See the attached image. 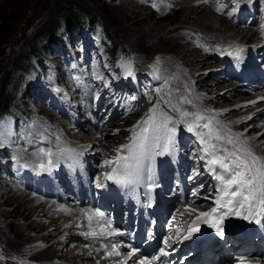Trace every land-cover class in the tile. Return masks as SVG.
<instances>
[{"label": "rangeland", "instance_id": "obj_1", "mask_svg": "<svg viewBox=\"0 0 264 264\" xmlns=\"http://www.w3.org/2000/svg\"><path fill=\"white\" fill-rule=\"evenodd\" d=\"M198 1L204 5L203 14L201 13L204 15L203 19L185 12L187 6ZM245 1L247 2L242 5L240 0H208L207 3L204 0H0V76L6 68L10 69L16 57L19 60L20 57L23 58L25 67L16 71L14 83L9 87L13 100L12 110L0 115V264H44L37 261L40 259L29 260L28 256L55 243L48 250V255L55 257L65 247L63 238L74 241L73 245L68 246L72 249L76 245L80 247L84 242H87L88 247L99 241H102L100 245L108 243L104 238H97L96 242L90 243V237L81 236L85 232L79 231L88 226L83 229L77 226L81 221L86 222L82 210L92 209L90 196L94 197L96 181L99 183L102 180L105 189L110 187L111 183L105 179L104 173L110 172L113 165H105L104 162L116 160L117 150L122 156H127L121 146L126 140L131 143L133 132L129 136L128 130L132 125H139L146 120L149 114L154 115L157 123L163 124L167 119L168 127H176L175 141L179 135L184 137L188 133V126L182 121L187 116L182 118L183 111L170 109L169 105L170 108L164 107L165 99L160 98V89L167 88V85H164L162 78L154 75L161 76L166 56H172L174 61L179 60L183 65L181 68L190 70L191 66L186 64L189 55L181 53L183 49L171 50V43L164 42L171 39L173 43V40L185 37L188 39L180 41L179 45H185L184 48L187 47L196 56L192 62L200 66V69L193 72V75H200L204 80L203 85L198 87L199 92L195 93L216 97L228 92L233 82H245V78L230 73L232 70L241 71L243 67L233 68L232 64L240 60L244 66H250L252 59L258 58L255 52L257 49H261L264 56V4L261 6L259 3L257 8H260L256 12L253 3ZM219 4L223 5L225 11L214 13L213 7ZM70 12L72 13L69 14ZM66 15H75L74 22L67 24ZM56 17L60 25L49 35L44 34L48 36L47 42L42 36H36L39 28L46 27L48 21ZM83 19L88 24H82L85 22ZM90 21L99 23L91 26ZM222 22H225V26H230V29L220 25ZM79 24L82 26L79 27ZM206 24L233 37L235 45L224 42L216 48L204 44L202 47L194 39L196 34L190 28L197 30ZM163 27L165 30L159 31ZM236 28L240 29L238 34L234 31ZM175 30L178 31L174 33ZM251 32L255 36H249ZM148 50H151L150 53ZM202 53H207L209 62L202 63L206 60L199 55ZM144 55L149 57L145 58ZM216 56L222 62L215 59ZM256 61L264 73V58ZM154 65L157 69H154ZM226 65H230L229 70L225 68ZM251 78L255 79L257 75ZM177 80L178 78H173L174 82ZM186 82L190 84L189 79ZM262 88L264 89H259ZM174 91L178 93V90ZM263 93L264 90L259 91L255 97L248 96L251 97L249 100L241 99L236 104L253 103L261 99ZM227 107L229 106L226 104L216 108L212 105L209 109L216 113L220 108ZM254 112V106H250L246 115L252 117ZM208 116L212 117L211 114ZM193 118H196L194 121L198 120L195 116ZM203 118L205 117L200 116L199 120ZM255 121L252 119L244 122L245 124L240 122V133H253ZM213 122L216 123L215 120ZM204 124L203 121L200 122L201 126ZM259 129H262L260 133L264 132V125L259 126ZM198 131L207 133L205 129ZM117 136L121 139H116ZM198 138L195 135L196 142L200 144ZM213 143L221 149L227 147L217 141ZM196 147V150L200 149L203 153L202 145ZM49 150L52 152L51 166L47 165L49 157L44 155ZM194 154L193 149H184L180 159L183 164L184 160L189 162L184 169L188 178L195 174L193 164H203L202 178L190 181L189 192L195 191L197 195L192 197L193 202L190 198L187 207L183 204L185 211L181 218L193 221L195 216L198 219L200 213H209L217 207L215 195L211 191L219 187L215 174H224L218 168L215 174L210 172L206 160L200 159L203 155L199 153L195 157ZM42 162L45 163L44 169L40 168ZM208 182L213 186L208 185ZM76 186L88 192L85 194L86 202L80 200ZM195 197H208L205 201H209L201 206L209 209L204 211L200 207L202 201L197 202ZM174 200H178L177 195L170 203ZM181 204L178 201L176 206ZM219 209L225 213L226 209ZM246 211L239 210L242 214ZM77 212L81 215L80 220L76 219L77 215L73 216ZM5 221L12 223L13 227L9 228ZM94 225L96 228L92 231L97 229V224ZM15 227L27 230L28 237L39 242L28 245L26 235H14ZM42 237L44 240L40 242ZM106 240L110 239L107 237ZM117 242L115 244L110 241L108 245L115 244L118 249ZM108 248L91 258L86 256L92 249L85 250L83 254L68 249L64 255L73 253L77 260L82 258L87 259L89 264H99L101 259L93 261ZM119 248L121 254L126 253L122 256L124 262L128 249H124L122 245ZM110 251L112 249L108 252ZM247 253L244 255L235 250L231 255L237 260L254 258ZM65 256L61 254L52 264L76 263L74 260H66ZM117 257L120 258L116 256V259ZM116 259H112L113 264ZM135 260L134 258L131 260L133 262L128 263L134 264ZM119 263L121 264L118 261L117 264Z\"/></svg>", "mask_w": 264, "mask_h": 264}, {"label": "bare ground", "instance_id": "obj_2", "mask_svg": "<svg viewBox=\"0 0 264 264\" xmlns=\"http://www.w3.org/2000/svg\"><path fill=\"white\" fill-rule=\"evenodd\" d=\"M240 1H241L240 4H242V5L244 4L243 2H247L245 0L244 1L243 0H240ZM249 1H251V3H253V5H254L253 8H255V11L256 12L260 8V7L257 8V6H259V3H261V6H262V4H264V0L263 1H260V0H257V1L256 0H249ZM221 3L223 4V2H221ZM216 8L217 7L215 5V7H213V9H214L213 12L214 13L217 12L216 11ZM263 9H264V6H263ZM203 11H204V5L201 3V1H198V2H196L194 4H192L191 6H187V8L185 9V12L187 13V15H192V16L193 15H196V17H199L200 16L202 19L204 18V15H201V13ZM224 11H225V9L223 8V11L222 12H224ZM216 16L217 15H214V17H216ZM227 19L228 18H226V20ZM263 19H264V10H263ZM220 25L225 26V22L220 23ZM225 27L227 29H230V26L229 27L225 26ZM161 30H165V27H163L159 31H161ZM180 30H181V28H180ZM190 30L193 33L196 34L195 35L196 37H194V39L197 40L199 44H202V47H203V44H204L205 46L206 45H212L211 46L212 48H216V46L222 45V43H224V42L226 44H228V45H235L234 44L233 37L232 38H231V36L229 37L225 32L222 33L219 29H216V27H213L212 25H209V24L207 25L206 24V25L200 27L199 29L197 28V30H192L191 28H190ZM177 31L178 30H175L173 32L175 33ZM234 31H235L236 34H238V32L240 31V29L239 28H236ZM247 33H249V31L246 32V34ZM250 34H249V36H251V37L252 36H255L254 34H252V32ZM262 34H264V33H262ZM256 36L258 37V35H256ZM186 40H188V39H186V37H185V38L175 39V41L173 40V43H172V40L171 39L170 40H166L164 42V43L167 42V44L168 43H171L170 44L171 50H173V49H175V50H182L183 49L181 51V53H184V54L189 55L186 64L188 66L189 65L191 66V69L190 70H187V68H185V67L184 68H181L180 66L182 64L179 62V60L178 61H174L172 59L173 58L172 56H170V57L166 56V60H164L165 61V67L163 69L164 71L161 72L162 74L160 73L161 76L154 75V77H160V78H162V81L164 82V85H167V88H168L167 89V88H163L162 87L160 89L161 90L160 91V98L163 97L162 99H165L164 102H163L164 107H167V108H170L171 107L170 109L173 108L175 111L176 110H179L180 112L181 111L187 112L190 115H193L195 117H200V116L203 117L204 116L205 118H203L202 120L201 119L200 120L198 119L197 121H194V119H196V118H193L192 119L193 116H187L186 119H183L182 121L187 126H188L189 123H195V124L200 125V122L201 121H203L204 123H209L210 122L213 130L214 131L218 130L219 133H220V135L223 136V137H225V138H227L229 136H233V134H235V133H240L241 124H245L244 122H247V121L249 122V120L255 119L256 121L254 122V125L252 126V128L254 129V132L253 133H251V134L250 133H247V134L242 133L243 135L240 136V137L233 136V141H234V144H233L234 147L233 148L231 147L233 145H228L224 141H217V142L222 143V146H225L226 145L227 146L226 148H228V149H229L228 146H230V149L229 150H233L234 148L235 149H239L241 147V143L243 141H247V145H245V147H250L256 154L260 155L261 157H264V132L260 133V131L262 129H259V126H263L264 125V93H263V96L261 97V99L255 101L253 103L250 102V103H240V104H236L238 100H241V99L242 100H246V99L249 100L251 97H255V94H257L259 91L264 90L263 88L262 89H259L260 87H264V77H263V74L264 73H263V71H261L259 69V67L257 66V63H256L257 62L256 60L259 61L260 59H263L264 58V56L261 54V52H262L261 49H257L255 51L256 52V55L258 56V58H253L254 57L253 56L252 57L253 59L251 61L250 66H248V65L247 66H244L243 65V62L240 61V60L237 61V63L232 64V67L233 68L235 66H239L238 69L241 66L243 67L241 71L234 72L232 70L230 73L233 74V76H240L242 78H245V82H243L245 85L243 83H241V82H233L230 85L231 89L228 92H225L223 94H218V95H216V97H213L212 95L209 96L208 94L201 95V93H197V92L195 93V91H198L199 90L198 87H200L201 84L203 85V81L204 80H202V76H200V75L198 77H195L193 75V72H197L200 69V66H197V64H194V62H192L194 59H196V56H194L192 54V52H191L190 49H188L187 47L184 48L185 45H183V46L179 45L180 44V41L182 42V41H186ZM151 43H152V40H151V42L149 44L151 45ZM162 43H163V41H162ZM185 44H188V42H186ZM193 46H196V45L193 43ZM228 47L229 46H227V48ZM150 51L148 50V53H150ZM159 51H163V50H160L159 49ZM145 53H147V52H145ZM199 55H202V57L206 58V60L205 61H202V63L209 62L207 60V58H210V57L207 56V53H205V55H204V53L199 54ZM144 57L145 58L146 57L148 58L149 55H146V56L144 55ZM215 59H218L219 61L222 62V60H220L218 56H216ZM222 59L225 60L224 58H222ZM176 62H178V63H176ZM223 63H224V61H223ZM225 63H227V61ZM229 66L230 65H226L225 68L227 70H229V68H228ZM155 68L157 69V66L156 65H154V69ZM252 75H257V78L251 79V76ZM173 78L174 79L178 78V80L176 82H174L173 81ZM188 79H189V83L190 84H187V82H186V80L188 81ZM256 88H258V90H255ZM174 90H178V93L175 92ZM190 91H193V92L190 93ZM246 92H248L249 95H243V93H246ZM244 96H247V97H244ZM248 96H251V97H248ZM158 100H160V99H158ZM186 101H190V103H188ZM261 101L263 103H260L259 104V102H261ZM224 104L228 105L229 107H227L225 109H221L220 108L219 111H217L216 113H212L211 110L209 109V107L212 106V105H213L214 108H216V107L221 106V105H224ZM250 106H254V111L255 112H254V115L252 114L253 116L252 117L249 116L250 117L249 118L248 115H246V113H247V109ZM173 113H175V112H173ZM208 114H211V116L213 118L212 117H209ZM243 114H245L246 116L243 115ZM238 115H241V116H238ZM214 120L216 121V123L213 122ZM240 122H242V123L240 124ZM137 125L136 126H133L132 125L131 126V129L128 130L127 133H129V136H130V133L133 132V130H136L137 129ZM201 129H205L208 132V129L203 128V127H199L197 130H201ZM120 133H122V132H120ZM194 133L195 132H189L188 131V133H186L187 136H184L183 137V136H180L179 135L178 138L175 141V143H176L175 144V147L176 148H173L172 151H170L168 153H165V154H162V155H155V154H153L151 156V158H150L151 163H147V165H146L147 166V172H148L147 173V177H149L148 182L150 183V186L152 187L151 192H152L153 195H157V193H159V192L162 193V195L160 196L159 200L162 202V204L164 206V211H166L168 209L169 204H170V201H171V199L165 198V196H164V193H165V191H166L169 183L170 182L172 183V180H173L175 174H178L179 176H181V172L183 173L184 172V169L186 168L185 164L187 165V163H189L188 160H184L185 161L184 162L185 164H183V160H182V162L180 160L181 157H182V155H183L184 149H185V151L188 150V149H193V151L195 152V154H194L195 157L198 156L199 153L201 155H204V153H202L200 149L199 150H196V148H197L196 145L197 146L198 145L200 146L202 144L201 143L198 144V142H196V140H195V134ZM181 135H183V133H181ZM193 136H194V139H193ZM190 137H192V138H190ZM196 137H198V136H196ZM117 138L118 139H121L120 136H117L116 139ZM127 141L128 140H126L123 143V145L124 144L125 145L126 144H130V142L128 143ZM9 144H11V143H9ZM115 153H116V156L117 157L118 156H122L121 154H119V150H117ZM193 166H194L193 169H195L194 170V173L195 174L192 176V181L194 182V181L202 178V175H203L204 170H203V164L201 162H199V163L197 162V165H194L193 164ZM192 174H193V172H192ZM82 180L83 179L81 178V181ZM203 182H205V181H203ZM207 184L208 185H210V184L212 185V183H210V182H208ZM114 185H115L114 183H111L110 184V187L107 188V189H105V187L103 188V186H102L103 192L104 193H107L111 198H113V197L120 198L119 197V193L115 190V189H118V188L114 187ZM76 187L78 189L77 191L79 193L80 200L82 199L84 202H86L85 194H87L88 192L86 190L81 189L80 186H79V188H78V186H76ZM185 190L186 189L182 188V191L181 192L184 194V191ZM211 192H212V194H214L216 196L217 189L215 190V188H213V190ZM175 195H177V194H175ZM195 198H196V201L197 202L202 201V202H200V207L203 208L204 211H206L207 209H209L208 207L201 206L202 204H206V202H208L209 200H206L205 201V199L204 198H201V197H195ZM94 200L95 199L93 197L92 198V201H94ZM96 201L97 200H95L94 203ZM192 202H193V200H192ZM214 202H215V200H214ZM106 203L107 204H111L107 198H105V199L103 198V199L100 200V204L98 206H105ZM178 209H179L178 210L179 215L182 216L183 215V212L185 211V209L183 207V204L179 205ZM42 211L44 213H47V211L44 210V209H42ZM209 213L212 215L211 210H210ZM78 214H79V212H77V214H74L73 216L76 217V215H77L78 217L76 219H80L81 218V215H78ZM222 214H224L223 210H220L218 208L217 212L213 216L221 219L222 222H223V224L225 225V218L222 217ZM83 215H84V213H83ZM184 215H186V214H184ZM236 215H237V217H239V216L243 217V214L242 213H238ZM181 216H179L180 217L179 219L182 220ZM4 218L5 217H3V219ZM194 220L195 221L196 220L199 221L197 219V216H195V219ZM261 222H262L261 226L264 227V216L262 217V221ZM85 223L86 222L81 221V222H79L77 224V226H80L83 229V228L86 227V224ZM5 224L9 228H12L13 227L12 223H9L8 221H5ZM185 224H186V221H183L182 220V227H184ZM68 225H70V224H67V227H70ZM71 225L73 226L72 223H71ZM239 225H240V223H233V226H239ZM229 227H230L229 223H226V225H225L226 233L232 231L231 228H229ZM14 229H15L14 235H18V236H25L26 235L27 236L26 240H27V242H29L28 245H35L36 242H39L37 239H31L30 236L28 237V235H27L28 234V231L27 230H23V229H20L18 227H15ZM83 230H85V229H83ZM244 231H247L248 232L247 229H244ZM249 234L252 237L253 241H250L248 239H238L237 240V239L232 238V235H228V238L230 239V241L227 242V247H228L229 254L225 257V260H224V263L225 264H264V250L262 249L264 247V239H262V235H260L258 232H255L254 234H252V233L249 232ZM28 238H30V239H28ZM108 238L109 239H113V238H116V237L115 236H110ZM43 240L44 239L42 237L40 239V242L43 241ZM62 240H65V247L62 249L61 252H58L55 257H50L48 255V250L50 248H53L54 245H55V243H52L50 246H47L46 248L44 247L42 249H39L38 251L32 252L29 256L27 254V256L30 257L28 259L29 260H33V261H36V259H40V260H37V261L38 262L40 261V262H42L44 264H52L54 262V260L58 256H60L61 254H63V256H65L64 253L66 252V250L72 249V248H69L68 246L73 245V242H74L73 240H71L69 238H63ZM89 241H90V243L91 242H96V239L90 236ZM86 243L87 242H84L83 244H80V247H78L76 245L75 249H72V250H74L75 252L76 251L77 252H81L83 254V252L85 250L92 249L93 251L91 250L92 252L86 256L88 258H91V257H96V255L98 254V252L101 251V249H103L104 248V245H105V244L104 245H100L102 243L99 241V242H96L95 244H92V245L90 244V246L88 247V245H86ZM122 247H124V246H122ZM235 250L238 251L240 254H244V255L249 251L248 253L251 254L250 256H254V258H250V259H246L245 258L246 260H244V259H241V260L234 259L235 256H232L231 255V252L232 251H235ZM65 258H66V260H74L76 262L75 264H89L86 261L87 259H82L81 258L80 260H77V258L73 256V253L70 254V255H66ZM96 259L93 262H95ZM118 259H120V258H118ZM118 259L114 260L115 261L114 264H117L118 263ZM107 260H108V258H102L100 260L99 264H104V263L107 262ZM129 261L130 262H133L131 260H129ZM207 261H208V259L205 261V263Z\"/></svg>", "mask_w": 264, "mask_h": 264}, {"label": "snow or ice", "instance_id": "obj_3", "mask_svg": "<svg viewBox=\"0 0 264 264\" xmlns=\"http://www.w3.org/2000/svg\"><path fill=\"white\" fill-rule=\"evenodd\" d=\"M205 3L208 0H204ZM217 12L223 11V5H218ZM231 15V13H229ZM239 49L237 50V58H239ZM129 74H131L129 72ZM190 103V101H186ZM155 109H153V113ZM189 113L182 112L181 117L188 116ZM199 119V117H197ZM203 127L208 129L207 133H202L197 129ZM138 130H133L131 143L121 146V150H127L128 156H118L114 161H105V165H113L110 172L104 173L106 180H111L115 184L127 187L128 185L136 184L140 179V174L144 162L151 158L153 154L162 155L173 150L175 146V137L177 129L175 126L168 127L167 119L163 124L156 123L153 114H149L148 118L137 125ZM187 130L195 132V135L200 138V143L203 145L202 160H206L208 170L216 173V169H222L224 174H215V179L219 182L215 203L217 207L213 208L212 213L217 212L218 208L227 209L226 214L236 215L240 209H247L250 214L264 213V157L256 154L250 147H245L247 141L241 143L239 149L229 150L228 148H218L213 141H224L228 145H233V136L240 137L242 133H235L227 138L220 135L219 131H214L211 123L198 125L189 123ZM47 160V165L51 166L52 152L49 150L44 153ZM123 161V163H122ZM40 168H45V163L40 164ZM197 195V193H193ZM208 197H205L207 199ZM258 209V213H257ZM82 212L87 218L89 226L93 223L100 225H108V230L105 231L101 227L100 232H91L93 238L110 237L113 234L120 235L114 228H111L108 221L105 220V214L99 209H83ZM210 213H200L199 217H208ZM198 217V219H199ZM244 219H248L245 216ZM259 222V221H257ZM208 223V221H205ZM216 231L223 235L222 229L219 227V221L211 223ZM196 222H193L189 230V236L192 232L198 231ZM166 245L169 241H164ZM130 247L127 256L124 257L123 264H128L129 260L136 258L135 264H153V260L158 257L149 259L147 256H141L139 249ZM112 251L109 256H121L116 245H112ZM168 255V253H165Z\"/></svg>", "mask_w": 264, "mask_h": 264}, {"label": "trees", "instance_id": "obj_4", "mask_svg": "<svg viewBox=\"0 0 264 264\" xmlns=\"http://www.w3.org/2000/svg\"><path fill=\"white\" fill-rule=\"evenodd\" d=\"M71 13L72 12H70L69 14H71ZM74 18H75V15L74 16L66 15L67 24L74 22ZM84 21L85 22H82V24H88L87 20H84ZM90 22H91V26H96V24L99 23L98 21H90ZM82 24H79V27H81ZM59 25L60 24H59V20L57 17L51 18L48 21V24L46 25V27L39 28L36 36H38V35L42 36L45 39V42H47L48 36H45L44 34L49 35L51 32L56 30V28H58ZM41 34H43V35H41ZM17 58L18 57H16V59L13 60V63H12V66L10 67V69L6 68L5 71L2 73V76H0V115H3L6 112H10L12 110L11 108H12L13 104H11V103L13 102V100H12L11 93L9 91V87L12 83H14L16 71L24 67V63L22 62L23 58L20 57L21 60H19ZM27 60L28 59L26 58L25 62H27Z\"/></svg>", "mask_w": 264, "mask_h": 264}]
</instances>
